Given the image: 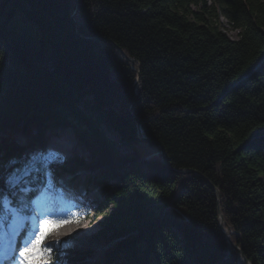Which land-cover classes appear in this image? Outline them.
Segmentation results:
<instances>
[{"label": "trees", "instance_id": "16d2710c", "mask_svg": "<svg viewBox=\"0 0 264 264\" xmlns=\"http://www.w3.org/2000/svg\"><path fill=\"white\" fill-rule=\"evenodd\" d=\"M2 3L0 222L4 199L29 209L16 188L94 170L85 186L103 193L93 218L111 244L93 264H243L219 211L264 264V0ZM65 131L75 154L62 160L47 140Z\"/></svg>", "mask_w": 264, "mask_h": 264}, {"label": "rangeland", "instance_id": "374dc122", "mask_svg": "<svg viewBox=\"0 0 264 264\" xmlns=\"http://www.w3.org/2000/svg\"><path fill=\"white\" fill-rule=\"evenodd\" d=\"M3 7L2 0H0V11ZM223 29L228 36L232 39H236V33L230 27L226 25L225 20H222ZM17 140L19 142H24L22 136H18ZM47 148L61 157L62 160L72 158L75 154L74 143L71 139V133L65 131L59 134L58 137H50L47 140ZM119 152L122 154L130 153L129 148H119ZM96 174L94 170H83L79 169L74 175L65 173L58 178L57 181H53L54 187L58 186L59 191L70 192L72 195L77 197L75 199V204L78 206L77 211L71 213V223L64 224L60 228L56 226V219H51L48 223L41 221L39 224L35 223L33 218L28 219V223L31 225V230L29 233V240L25 242L23 247L20 249L18 261L12 262V264H48L46 257L49 253H57L60 257L59 264H66L63 258L64 250L74 249V250H85L90 252L88 257L89 263L93 264L104 251V240L102 238H97V232L99 230L98 221L101 220L93 218V211L98 207L99 203L103 201V193L98 189H89L85 186V180L87 177ZM56 190V189H55ZM52 191L41 190L39 197L36 202V206L42 202L51 205L52 200L48 201L47 198L51 197ZM78 200V201H77ZM73 204V205H75ZM4 208L7 213L12 218V224L8 228L5 234H0V251L6 250L7 248H13L16 245V240H8L12 238L13 232L17 229H21L24 221L26 220L22 214L18 212L17 209H13L7 201H4ZM39 209V206L36 207ZM61 215V218L64 217ZM223 218V217H222ZM224 220V219H223ZM65 222V221H64ZM80 225L84 228V237L80 238L79 234H72L65 238H58L54 236L62 227H68L70 229H76V226ZM6 230V229H5ZM4 230V231H5ZM18 231V230H17ZM73 231V230H72ZM55 238V240H50ZM111 244V243H110ZM108 244V245H110ZM242 262V261H241Z\"/></svg>", "mask_w": 264, "mask_h": 264}, {"label": "water", "instance_id": "95a60500", "mask_svg": "<svg viewBox=\"0 0 264 264\" xmlns=\"http://www.w3.org/2000/svg\"><path fill=\"white\" fill-rule=\"evenodd\" d=\"M76 10H77V9H76ZM120 52H121V51H120ZM137 81H138V80H136L135 85H134V91H136ZM135 102H136V96L133 97V99H132V103H131V106H130V108H129V110H128V114H129L130 117H132V109H133V107H134V105H135ZM137 129H138V137H139V139H141V140H145V141H147V140L150 141L148 138H146V137L143 135V133H142V129H141L139 123H137ZM162 159H163V161L165 160L163 156H162ZM216 195H217V197H219L218 192H216ZM218 213H219V225H220V227H221V229H222V232L224 233V235H225L226 238L228 239L229 246L238 252V255H239V261H242L243 264H250V263H249V262L243 257V255L241 254L240 248L237 247L236 245H234V244L232 243V241H230V239H229V235L231 234V230H230V228H223V227H222L223 224H224V220H223V218H222V215H221L220 211H219ZM104 243H105V242H103V244H104Z\"/></svg>", "mask_w": 264, "mask_h": 264}, {"label": "bare ground", "instance_id": "6f19581e", "mask_svg": "<svg viewBox=\"0 0 264 264\" xmlns=\"http://www.w3.org/2000/svg\"><path fill=\"white\" fill-rule=\"evenodd\" d=\"M143 141H145V140H143ZM58 209L59 208L57 207V212L62 213ZM222 227L224 228V224H223ZM77 232H78L80 238H83L84 237V235H85L84 234L85 233L84 232V228L82 226H80V225H77L76 226V229L75 228L74 229H70L68 227H62L61 229L58 230V232L56 234H54V236L56 237V239H58V238H65V237H68V236H70L72 234H77ZM50 240H53L54 241L55 238L52 237V239H50Z\"/></svg>", "mask_w": 264, "mask_h": 264}]
</instances>
